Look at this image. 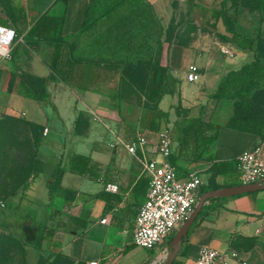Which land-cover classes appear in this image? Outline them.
I'll return each mask as SVG.
<instances>
[{"label":"crops","instance_id":"0c3cea01","mask_svg":"<svg viewBox=\"0 0 264 264\" xmlns=\"http://www.w3.org/2000/svg\"><path fill=\"white\" fill-rule=\"evenodd\" d=\"M144 2L150 5L159 25L163 56L158 61L179 80L178 93L165 94L158 102V108L167 112L159 129L173 118L171 128H167L171 133L170 154H176L172 127L175 122L180 123L181 116L176 114L175 106L217 123L213 119L219 116L221 102L214 100L215 108L209 111L204 101L222 74L213 69L214 63L188 62V55L183 53L177 55L179 62H173L172 52L176 48H170L165 37L169 30L171 33L173 21L177 24L181 19L184 21L176 30L186 33L185 24L193 20V12L190 20L186 17L189 0ZM89 3L90 0H0V25L16 31L11 58L2 60H6L3 63L7 66L0 71V181L6 188L0 190V201L4 203L0 212L4 213V221L23 236L28 264H32L31 260L37 264L40 258L43 264H52L56 253L72 264H163L172 236L183 222L153 248H142L131 241L134 218L148 189L149 178L142 161L158 158L154 148L159 129H141V107L117 101L107 85L82 89L53 80L47 67L52 47L39 42L33 48L24 41L33 24L43 16H62L61 34L76 33ZM104 30L98 26L87 32L80 38L78 49L90 54L102 50L103 43L94 35ZM42 48L50 52L49 61L40 60ZM190 64L199 68L200 78L196 82L186 79ZM200 67L205 70L203 75ZM29 72L47 78L48 103L24 93L21 83ZM210 77L213 83L208 87ZM10 120L17 124H9ZM224 123L200 159L192 160L189 150H185L173 160L179 177L190 173L199 176L196 203L206 191L239 184L236 157L264 142L258 134L229 128ZM39 130L40 141L36 144ZM139 135L146 138L144 144L137 143ZM132 143H136L133 153L127 150ZM74 154L88 157L84 173L68 169L69 157ZM214 162L220 163L222 173L213 174ZM59 168L63 171L58 175ZM211 177L214 187L210 186ZM36 224L52 231L50 237L40 242L39 249L32 245ZM202 245L234 251L246 264H264V189L206 199L172 264H193Z\"/></svg>","mask_w":264,"mask_h":264},{"label":"trees","instance_id":"16d2710c","mask_svg":"<svg viewBox=\"0 0 264 264\" xmlns=\"http://www.w3.org/2000/svg\"><path fill=\"white\" fill-rule=\"evenodd\" d=\"M241 1L249 10L257 11L260 21L264 22V0H219L217 6L210 7L203 4L202 0H189L186 17L190 20L189 16L194 7H197L198 11L203 12L202 28L212 31L220 22L228 41L239 49L253 52L252 60L237 69L229 70L219 79L209 97L220 100L232 95L231 115L224 126L252 132L264 138V118L251 112L250 106L256 91L264 87V42L258 38L254 43L252 38L239 31L237 16ZM183 21L181 19L178 23ZM62 24V16H43L24 37L30 47H37L39 42L52 47L47 67L53 80L82 89L107 85L110 95L117 101L141 107L138 119L141 129L158 130L161 119L167 118V112L158 108V102L165 94L178 93L179 80L170 73L167 66L160 65L153 53L154 46L155 53L160 50L159 25L151 13L150 5L144 0H90L85 18L76 33L62 35ZM98 26L105 28L102 34L94 35L97 41L103 43V49L91 54L78 49L80 38ZM131 54L133 58L130 57ZM46 81L47 78L27 73L21 85L27 96L38 102L48 103ZM175 112L181 116V121L175 122L172 127L177 151L176 154H170L168 160L173 166L174 158L185 150H189L192 160L200 159L206 146L216 139L221 126L211 120H202L199 115H190V110L179 105L175 106ZM259 122L261 124L258 125ZM38 128L36 126L35 129ZM40 134L39 130L35 135L36 144L40 141ZM87 161L86 156L71 155L68 169L84 173ZM219 165L217 162L212 163L214 175L222 173ZM62 171L63 168H59L58 175ZM57 179L54 180V185L57 184ZM210 184L214 187L212 181ZM34 229L32 245L39 249L40 242L50 237L52 231L38 224ZM43 263L41 258L37 261V264ZM51 263L72 264L61 253H56Z\"/></svg>","mask_w":264,"mask_h":264},{"label":"built area","instance_id":"2783aa9c","mask_svg":"<svg viewBox=\"0 0 264 264\" xmlns=\"http://www.w3.org/2000/svg\"><path fill=\"white\" fill-rule=\"evenodd\" d=\"M16 39L14 28L0 25V61L10 57L11 47ZM200 78L199 68L188 65L186 79L196 82ZM46 131V129H44ZM143 135L137 137L138 144H144ZM136 143L127 146L133 153ZM158 158L142 161V168L148 175L146 199L134 218L131 241L142 248L150 249L162 241L189 216L196 204L199 176L190 173L179 177L169 162L171 133L167 127L157 132L154 148ZM239 184L264 182V142H259L241 152L235 160ZM109 188H114L109 185ZM4 203L0 201V207ZM193 264H246L234 251H220L206 245L199 247Z\"/></svg>","mask_w":264,"mask_h":264},{"label":"rangeland","instance_id":"374dc122","mask_svg":"<svg viewBox=\"0 0 264 264\" xmlns=\"http://www.w3.org/2000/svg\"><path fill=\"white\" fill-rule=\"evenodd\" d=\"M219 0H205L203 4L206 6H217ZM203 12L201 10L192 13L193 20L187 22L186 33H179L176 27L180 23H172L171 33L166 34L165 40L168 42L170 48H176L172 52L173 62H179V54H186L189 57L188 62H206V64L214 63V70H217L225 75L229 70L237 69L242 64L249 62L253 58L251 50H242L234 46L228 41L225 36L227 33L223 25L219 22L215 30L209 31L201 27V18ZM239 31L253 39H261L264 42V22L260 21L257 11L249 10L247 5L241 1L238 13ZM182 49V50H181ZM39 53V58L42 62L49 61L50 52L46 48H42ZM178 55V56H177ZM163 56L161 50L156 53V59H161ZM133 58V55H130ZM178 57V58H177ZM175 59V61H174ZM178 59V60H177ZM6 61V60H5ZM5 61H0V71L5 70ZM184 62V60H182ZM202 75L204 68L200 67ZM30 73V72H29ZM31 74V73H30ZM212 77H210L208 87L212 86ZM213 98L207 96L205 104L207 109L214 110L215 106ZM232 95H228L217 102L220 105L219 116L213 120L219 124L227 121V116L231 111ZM218 106V105H217ZM251 112L257 116L264 118V87L256 91V96L250 102ZM254 114V115H255ZM6 121V119L2 120ZM9 124H17L15 120L8 121ZM173 118L171 117L166 127L171 128ZM3 123V122H2ZM255 124V122H253ZM258 125L261 122L257 123ZM223 125V124H222ZM32 149H29L31 154ZM24 172V171H23ZM67 177V176H66ZM3 181H0V190L5 191ZM3 212H0V264H28L26 260V242L23 236L15 229L10 227L3 219ZM68 238V234H67ZM35 264V260H31Z\"/></svg>","mask_w":264,"mask_h":264},{"label":"water","instance_id":"95a60500","mask_svg":"<svg viewBox=\"0 0 264 264\" xmlns=\"http://www.w3.org/2000/svg\"><path fill=\"white\" fill-rule=\"evenodd\" d=\"M264 189V182L260 183H248V184H236L230 185L222 188H217L213 190L206 191L200 195L195 204L194 208L192 209L189 216L183 221L180 228L174 233L172 239L169 243V253L167 258L163 264H172L175 254L178 252L182 239L184 238L185 234L191 223L193 222L195 216L200 211L203 202L210 198V197H226L237 195L246 192H253L256 190Z\"/></svg>","mask_w":264,"mask_h":264}]
</instances>
